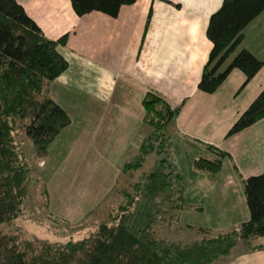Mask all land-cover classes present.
I'll return each mask as SVG.
<instances>
[{
  "label": "crops",
  "instance_id": "1",
  "mask_svg": "<svg viewBox=\"0 0 264 264\" xmlns=\"http://www.w3.org/2000/svg\"><path fill=\"white\" fill-rule=\"evenodd\" d=\"M17 1L47 38L68 34L66 44L58 46L68 67L52 81L60 96L50 97L66 111L70 123L49 144L47 157L51 146L57 155H68L87 137L92 150L102 156L138 155L149 133L142 98L153 92L177 109L169 147L188 204L180 217L185 210L192 216L201 213L218 221L221 231L237 229L249 219L235 169L243 178L264 172V117L232 135L226 133L264 88V65L243 87L245 74L233 69L216 91L198 88L212 46L206 36L208 18L222 0H137L122 6L116 17L99 11L77 16L69 0ZM243 33L238 49L264 59V10ZM62 92L68 98L74 95L75 101L63 100ZM205 145L230 155L214 177L193 165L197 157L212 155ZM106 166L105 171L118 172L120 162L107 160ZM262 244L248 247L237 237L204 264H264Z\"/></svg>",
  "mask_w": 264,
  "mask_h": 264
},
{
  "label": "trees",
  "instance_id": "2",
  "mask_svg": "<svg viewBox=\"0 0 264 264\" xmlns=\"http://www.w3.org/2000/svg\"><path fill=\"white\" fill-rule=\"evenodd\" d=\"M69 1L77 16L99 11L116 17L122 6L137 0ZM263 10L264 0H222L210 14L206 36L212 46L201 72L200 90L216 91L233 69L245 74L243 87L262 68L264 59L238 47L244 38L243 29ZM67 38L66 33L47 38L20 2L0 0V264H204L238 236L248 247L264 237V172L243 178L237 169L249 210V219L238 229L211 235L209 229L201 228L206 234L191 241L158 236L156 227L180 220L187 204L184 180L171 160L169 147L177 109L153 92L142 98L143 123L149 133L138 155L124 163L121 171L131 177L153 152L160 155L154 168L120 188L116 208L90 235L64 243L24 235L15 221L22 214L31 179L27 155L31 152L36 159L46 157L49 144L70 122L66 111L49 96L51 82L68 67L58 51ZM263 117L264 88L226 136ZM205 146L212 156L197 157L193 165L214 177L222 160L230 155Z\"/></svg>",
  "mask_w": 264,
  "mask_h": 264
},
{
  "label": "rangeland",
  "instance_id": "3",
  "mask_svg": "<svg viewBox=\"0 0 264 264\" xmlns=\"http://www.w3.org/2000/svg\"><path fill=\"white\" fill-rule=\"evenodd\" d=\"M194 1L211 4L218 0L191 2ZM50 91L49 96L52 95L54 99L59 98L58 88L53 82ZM66 97L68 103L75 101L74 95L68 98V95L65 96V92H62V99L65 100ZM79 142L82 143L81 148L69 150L68 155L63 154L62 151L57 155L53 146L47 158L36 159L31 152L28 153L27 162L32 167L31 179L22 214L15 221V225L26 237L43 239L51 243H64L69 239L76 240L90 235L105 215L116 208L121 198L120 188L129 186L128 182L136 179L139 173L154 168L153 163L158 162L160 157L155 152L146 156L147 159L142 167L128 177L121 168L124 163L134 160L137 155L129 156L128 153L126 156H102L92 150L89 144L92 142H89L88 137ZM107 160L120 162L118 172L105 171ZM167 223L168 221L160 228L156 227L159 237L191 241L201 239L206 234L200 232L201 228L211 229L208 231L211 235L222 232L218 228V221L207 219L201 213L189 215L186 210L182 212L180 220ZM231 229L234 228L230 227L224 231ZM256 243H264V237L253 240L252 245Z\"/></svg>",
  "mask_w": 264,
  "mask_h": 264
}]
</instances>
